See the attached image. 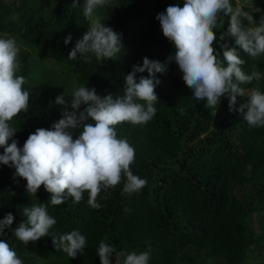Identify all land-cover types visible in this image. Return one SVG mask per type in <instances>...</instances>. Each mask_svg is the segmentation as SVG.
I'll return each mask as SVG.
<instances>
[{
	"label": "trees",
	"instance_id": "obj_1",
	"mask_svg": "<svg viewBox=\"0 0 264 264\" xmlns=\"http://www.w3.org/2000/svg\"><path fill=\"white\" fill-rule=\"evenodd\" d=\"M73 8V0H0V38H13L18 47L23 85L30 93L29 108L10 122L16 128L12 139L23 147L38 128L51 129L65 110L55 103L65 92L66 100L75 86L95 89L100 98H116L124 92V77L143 58L165 65L156 73V113L144 125L122 123L116 126L118 138L135 149L130 166L134 175L146 180L145 186L131 195L122 194L124 180L102 191L100 209L88 206V193L79 203L71 197L53 206L49 193L41 186L34 195L26 192V181L14 177L15 169L0 164V219L8 213L12 225L0 234L17 253L22 264H100L96 250L101 241L118 251L137 254L149 251L148 264H243L250 251L264 258V230L255 231L254 213L264 212V127H249L235 112L228 110V98L221 97L215 110L205 100H195L183 82L182 73L168 57L174 46L163 36L157 15L183 0H109L96 10L102 23L121 37V50L114 59L99 61L92 53L90 61L68 53L89 27L83 16V0ZM245 11H252L258 26L264 16V0H238ZM237 6V0H232ZM213 47L222 58L220 45L236 48L245 63L246 74L253 67L260 80L241 85L246 91L258 88L264 93V54L252 59L234 38L220 40L228 18L221 16ZM241 24L249 26L241 18ZM71 35L65 45L64 40ZM147 71L136 73L137 82ZM241 102L247 97L240 98ZM87 105H81L79 111ZM67 110L71 111L70 106ZM91 122V121H89ZM81 129L74 131L75 134ZM11 143V139L9 140ZM3 154V148H0ZM251 165L250 172L247 166ZM107 196V199H103ZM44 204L56 224L50 230L66 234L76 230L86 237L83 254L70 258L44 236L26 246L12 234L24 220L22 209ZM129 209V211H125ZM259 225H261L259 223ZM264 229V223H263ZM115 264V257H111ZM264 264V263H263Z\"/></svg>",
	"mask_w": 264,
	"mask_h": 264
},
{
	"label": "clouds",
	"instance_id": "obj_2",
	"mask_svg": "<svg viewBox=\"0 0 264 264\" xmlns=\"http://www.w3.org/2000/svg\"><path fill=\"white\" fill-rule=\"evenodd\" d=\"M109 3V0H83V16L89 22L87 31L77 40L68 53L69 60L82 56L90 61L92 53L96 59H114L121 50V37L102 23L96 10ZM80 6L73 0L72 7ZM233 6L232 0H183V6H168L157 15L163 36L174 46V55L168 62H174L182 73L183 82L192 90L195 100H205V107L215 110L221 97L228 98L229 112L237 113L251 127H264V93L258 88L246 91L241 87L253 80H260L262 74L255 70L246 74L242 70L245 63L236 48L227 43L220 45L222 58L213 47L217 42L218 22L221 16L228 18L226 31L220 40L234 38L235 45L252 59L264 54V16L258 26L251 15L259 11L251 5ZM241 18L248 21L247 27ZM71 35L65 38L67 45ZM18 47L13 38H0V164L15 169L14 177L26 181V192L35 196L43 186L49 193L53 206L61 205L66 197L74 203L88 193L87 204L92 209L102 205L97 197L102 191L114 188L124 180L122 194L131 195L142 189L146 180L134 175L131 165L135 160V149L126 139L118 138L116 126L122 123L144 125L155 115L154 103L158 100L155 87L160 83L156 73H163L165 65L159 61L143 58L141 66H134L124 77V92L113 98L107 95L100 98L95 89L83 85L75 86L70 100L65 92L57 96L55 103L64 107L62 118L51 125V129L38 128L23 144L12 139L16 128L10 122L15 116L29 108L30 93L23 85L25 77L17 75L20 70ZM147 71L148 77L141 76L137 82L136 73ZM247 97L241 102L240 98ZM87 105L79 111L81 105ZM70 106L71 111L67 110ZM91 121V122H89ZM76 129H81L75 134ZM11 139V143L9 140ZM250 172L251 165L247 166ZM103 199H107L104 196ZM129 211V209H125ZM26 217L12 232L14 237L26 246L41 237L51 236L55 250L63 251L70 258L83 254L86 237L73 230L66 234L50 231L56 224L55 218L47 212L44 204H33L22 209ZM14 217L11 213L0 219V234L9 228ZM100 264H148L150 252L125 253L101 241L96 250ZM0 264H22L17 253L5 240H0Z\"/></svg>",
	"mask_w": 264,
	"mask_h": 264
},
{
	"label": "rangeland",
	"instance_id": "obj_3",
	"mask_svg": "<svg viewBox=\"0 0 264 264\" xmlns=\"http://www.w3.org/2000/svg\"><path fill=\"white\" fill-rule=\"evenodd\" d=\"M240 4V3H239ZM241 5V4H240ZM262 221H259V213H254L253 217L255 219V222L253 224L255 231H263V223H264V212L260 213ZM259 223L261 225H259ZM256 250L259 248V245H255ZM256 250L250 251L248 253V256L245 258L243 264H263L264 258L261 254H259Z\"/></svg>",
	"mask_w": 264,
	"mask_h": 264
}]
</instances>
